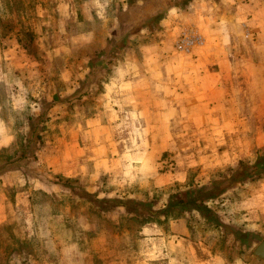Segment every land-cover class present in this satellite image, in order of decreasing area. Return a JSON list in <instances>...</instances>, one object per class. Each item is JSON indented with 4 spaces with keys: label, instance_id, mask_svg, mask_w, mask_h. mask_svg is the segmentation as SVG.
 Returning a JSON list of instances; mask_svg holds the SVG:
<instances>
[{
    "label": "rangeland",
    "instance_id": "rangeland-1",
    "mask_svg": "<svg viewBox=\"0 0 264 264\" xmlns=\"http://www.w3.org/2000/svg\"><path fill=\"white\" fill-rule=\"evenodd\" d=\"M114 1L120 19L116 36L126 32L111 43L105 68L96 65L94 79L106 84L114 79L107 96L123 117L114 124L119 138L107 135L105 142L120 153L114 155L119 172L106 166L101 185L86 186L80 175L69 178L43 166L42 176L58 190L31 191L18 205L16 187L1 186L0 264H110L115 255L128 261L126 244L144 220L161 217L164 198L173 216L204 202L218 210L225 200L264 189V11L259 23L249 20L259 4ZM45 2L0 0V36H17L26 53L39 57L44 48L38 45L35 4ZM39 71L45 81H59L48 64ZM103 92L99 83L85 95L76 92L77 100L54 114L51 106L43 108L36 130L42 136L62 132V142L72 127L81 133V117L97 112L96 97ZM4 168L0 176L10 173ZM178 199L183 206L173 208L171 200ZM225 206V215L232 214ZM256 242L251 235L254 259ZM243 253L235 245L234 254Z\"/></svg>",
    "mask_w": 264,
    "mask_h": 264
},
{
    "label": "crops",
    "instance_id": "crops-1",
    "mask_svg": "<svg viewBox=\"0 0 264 264\" xmlns=\"http://www.w3.org/2000/svg\"><path fill=\"white\" fill-rule=\"evenodd\" d=\"M45 1L35 4L39 17L35 28L39 31L38 45L44 48L43 53H37L39 57L26 53L17 36H0V167L3 165V170L9 168L10 172L0 176V187H16L17 205L31 191L52 193L58 190L54 180L42 176L43 166L69 178L80 175L81 184L86 186L101 185L100 176L106 170H119L117 163L121 166L114 156L120 154L116 146L105 142L107 135L115 140L119 138L114 134V124L123 117L112 109L115 99L107 96L108 88L115 89L114 79L110 77V84L94 79L96 65L105 68L111 43L126 32L116 36L119 9L114 0ZM253 2L259 4V8L249 20L259 23L264 0ZM126 4L118 5L124 8ZM55 58L60 59L56 65L51 61ZM43 63L51 66V74L59 81L54 78L45 81L39 76ZM99 83H103L106 92L97 94V112L81 117L84 126L81 133L72 127L66 131L67 135L71 130L63 142L59 140L62 137H58L62 132L49 135L47 131L45 136L38 133L35 125L43 108L51 106L49 109L54 114L57 107L74 103L76 92L85 95ZM92 136L94 141L88 140ZM53 137L55 139H50ZM259 190L256 194L221 203L231 209L229 215H225L224 205L215 210L204 202L205 206L198 209H182L170 216L167 211L170 204L165 209L167 199L164 198L161 217L144 220L134 240L126 244L130 260L124 255H115L109 263L264 264V259L252 258L248 250L251 235L257 239L253 248L264 239V189ZM0 196L3 199L4 194ZM171 202L173 208L184 204L180 199ZM235 245L245 253L235 255ZM231 248L233 252L229 254Z\"/></svg>",
    "mask_w": 264,
    "mask_h": 264
},
{
    "label": "water",
    "instance_id": "water-1",
    "mask_svg": "<svg viewBox=\"0 0 264 264\" xmlns=\"http://www.w3.org/2000/svg\"><path fill=\"white\" fill-rule=\"evenodd\" d=\"M252 256L264 259V239L254 248Z\"/></svg>",
    "mask_w": 264,
    "mask_h": 264
},
{
    "label": "trees",
    "instance_id": "trees-1",
    "mask_svg": "<svg viewBox=\"0 0 264 264\" xmlns=\"http://www.w3.org/2000/svg\"><path fill=\"white\" fill-rule=\"evenodd\" d=\"M187 202V201H186ZM177 203V202H176Z\"/></svg>",
    "mask_w": 264,
    "mask_h": 264
}]
</instances>
